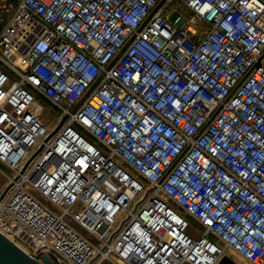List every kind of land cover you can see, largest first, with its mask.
<instances>
[{"label": "built area", "instance_id": "1", "mask_svg": "<svg viewBox=\"0 0 264 264\" xmlns=\"http://www.w3.org/2000/svg\"><path fill=\"white\" fill-rule=\"evenodd\" d=\"M0 160L37 258L264 264V0H0Z\"/></svg>", "mask_w": 264, "mask_h": 264}, {"label": "water", "instance_id": "2", "mask_svg": "<svg viewBox=\"0 0 264 264\" xmlns=\"http://www.w3.org/2000/svg\"><path fill=\"white\" fill-rule=\"evenodd\" d=\"M67 115H64L57 125L49 132L45 141L52 137V135L59 129L62 125L64 120L66 119ZM44 146L42 143L35 153L27 160L24 167L21 171H24L29 161L40 151ZM19 175L17 174L15 178ZM13 181H9L0 191V200L5 196L9 188L12 186ZM123 221L120 223V227L122 226ZM99 254L95 255L88 264L98 256ZM0 264H65L56 261L52 255L48 252H45L41 255V258H37L30 253H28L25 249H23L20 245H18L15 241H13L10 237H8L5 233L0 230ZM217 264H240L237 260H235L230 254L225 253L219 259Z\"/></svg>", "mask_w": 264, "mask_h": 264}, {"label": "rangeland", "instance_id": "3", "mask_svg": "<svg viewBox=\"0 0 264 264\" xmlns=\"http://www.w3.org/2000/svg\"><path fill=\"white\" fill-rule=\"evenodd\" d=\"M176 4V3H175ZM173 5H171L169 8H172ZM180 14V10L179 9H176V10H173L172 13H171V17L172 19H174L177 15ZM45 106V109L43 111V115H42V118L43 120L51 125V126H54L57 122V114L56 112L54 111V109H52V107H54L51 103V101L47 98H44L41 100ZM13 173V169L10 168L7 164H5L4 162H2L0 160V191L3 189V187L6 185V183H8V179H9V176L8 175H12ZM173 202V201H171ZM174 204V203H173ZM175 207H177V204L175 203L174 204ZM192 222L194 223L195 226H202L200 225L196 220L194 219H191ZM214 239H216V237H214L213 235H211ZM225 245V244H224ZM226 246V245H225ZM226 249L227 251L230 253V255L235 259L237 260L240 264H253L251 261H249L248 259H246L245 257H239V255L237 254V252L226 246ZM103 264H112L110 261H107V262H104Z\"/></svg>", "mask_w": 264, "mask_h": 264}, {"label": "bare ground", "instance_id": "4", "mask_svg": "<svg viewBox=\"0 0 264 264\" xmlns=\"http://www.w3.org/2000/svg\"><path fill=\"white\" fill-rule=\"evenodd\" d=\"M225 253H228V254H230L227 250H225V252H224V254ZM238 255H239V257H243V256H241L239 253H237ZM245 264V263H244Z\"/></svg>", "mask_w": 264, "mask_h": 264}]
</instances>
